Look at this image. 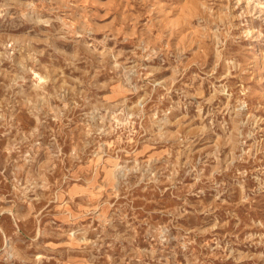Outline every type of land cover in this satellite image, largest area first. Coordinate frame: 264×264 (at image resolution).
<instances>
[{
	"label": "rangeland",
	"instance_id": "1",
	"mask_svg": "<svg viewBox=\"0 0 264 264\" xmlns=\"http://www.w3.org/2000/svg\"><path fill=\"white\" fill-rule=\"evenodd\" d=\"M0 264H264V0H0Z\"/></svg>",
	"mask_w": 264,
	"mask_h": 264
}]
</instances>
